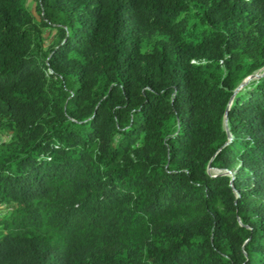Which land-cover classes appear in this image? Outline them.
<instances>
[{"label": "trees", "instance_id": "1", "mask_svg": "<svg viewBox=\"0 0 264 264\" xmlns=\"http://www.w3.org/2000/svg\"><path fill=\"white\" fill-rule=\"evenodd\" d=\"M34 2L0 0V264H264V0Z\"/></svg>", "mask_w": 264, "mask_h": 264}, {"label": "rangeland", "instance_id": "2", "mask_svg": "<svg viewBox=\"0 0 264 264\" xmlns=\"http://www.w3.org/2000/svg\"><path fill=\"white\" fill-rule=\"evenodd\" d=\"M24 3L27 7H29L36 15V10H35V2L34 0H24ZM42 32H43V36H44V40L46 42H49L52 38V35H53V29L51 28H43L42 29ZM264 74V67H262L261 69L257 70L256 72L253 73V75L247 80H252V79H255V78H258L259 76L263 75ZM6 137V138H5ZM2 139H8L7 136H1L0 135V140ZM208 170L212 173H216L218 172V170L214 169V168H208Z\"/></svg>", "mask_w": 264, "mask_h": 264}, {"label": "water", "instance_id": "3", "mask_svg": "<svg viewBox=\"0 0 264 264\" xmlns=\"http://www.w3.org/2000/svg\"><path fill=\"white\" fill-rule=\"evenodd\" d=\"M252 75H253V74L247 76V77L244 79V81L241 83V85L239 86V88H240L244 83H246L247 80H248Z\"/></svg>", "mask_w": 264, "mask_h": 264}]
</instances>
